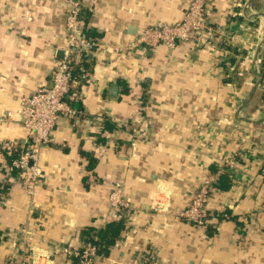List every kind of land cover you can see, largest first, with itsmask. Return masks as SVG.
<instances>
[{
  "label": "crops",
  "instance_id": "crops-1",
  "mask_svg": "<svg viewBox=\"0 0 264 264\" xmlns=\"http://www.w3.org/2000/svg\"><path fill=\"white\" fill-rule=\"evenodd\" d=\"M189 2L82 0V33L93 38L87 17L98 35L76 61L90 79L78 115L60 117L54 142L40 149L34 190L17 180L0 189V264L20 259L14 244L22 230L25 244L46 256L40 264H75L55 247H80L89 229L114 222L124 229L98 264H264V95L253 104L251 69L242 65L256 50L264 61L256 46L264 0L247 9L253 30L247 0H206L208 22L241 37L234 46L221 49L223 35L206 32L211 43L131 47L145 27L180 21ZM67 7V0H0V162L29 145L20 100L51 83L68 44ZM236 154L231 184L214 186L205 203L208 213L227 216L205 227L179 217L207 178L230 183L225 163ZM113 192L125 205L112 203Z\"/></svg>",
  "mask_w": 264,
  "mask_h": 264
},
{
  "label": "built area",
  "instance_id": "built-area-1",
  "mask_svg": "<svg viewBox=\"0 0 264 264\" xmlns=\"http://www.w3.org/2000/svg\"><path fill=\"white\" fill-rule=\"evenodd\" d=\"M67 1L68 44L64 56L54 66L51 83L39 87L20 100L19 114L23 126L28 131L29 145L20 149L13 150L12 148L15 152L12 157L0 162V173H3L4 176L0 189L3 188L4 183H12L17 180L24 188L33 191L42 176V169L38 164L40 149L54 142L53 129L60 117L72 118L78 115L75 103L82 99L81 87L86 81H89L90 72L87 68L78 65L76 61L78 58L85 57L90 50L98 45V42L91 38H85L82 33V0ZM205 3L206 0H190L184 17L180 21L172 24L158 23L145 27L138 33L136 40L131 43V47L142 44L156 46L159 43H164L172 48L177 41L188 40L210 43L209 39L204 38L206 32H216L224 36V31L221 28L216 29L208 22ZM247 7L248 5L245 3L246 12H248ZM10 147V144H7V148ZM234 158L236 157L234 156ZM225 165L230 168L227 171L235 170L233 159L227 161ZM214 183V177L207 178L196 191L190 204L180 212L179 217L203 227L207 226L208 222L213 219L209 218L205 203L213 190ZM5 195L3 192L0 197L4 198ZM111 200L114 205L122 203L117 197V192L111 194ZM21 232L25 233V236L28 234L23 230ZM25 236L14 244L15 247L13 246L16 252H22L20 259H16L14 256L16 260H10L8 264H40L41 259L46 257L44 253L35 251L34 247L28 245L29 242L25 244L28 241ZM55 249L67 253L75 264H98L103 257L101 244L96 235L86 236L80 247H55ZM144 256L143 254L138 255V260H143Z\"/></svg>",
  "mask_w": 264,
  "mask_h": 264
},
{
  "label": "rangeland",
  "instance_id": "rangeland-1",
  "mask_svg": "<svg viewBox=\"0 0 264 264\" xmlns=\"http://www.w3.org/2000/svg\"><path fill=\"white\" fill-rule=\"evenodd\" d=\"M252 0H247V5H248V7L246 8V9H248V11L249 10H251V7H252V2H251ZM243 13L245 14V15H247V17H248V19L249 20H247V21H249V26H250V30H253V28H254V22L256 23V19L253 17L254 16V12H252V13H249V12H246L245 10L243 11ZM258 19V18H257ZM224 34L226 35V33L224 32ZM222 36V38L221 37H218V38H216V39H218L217 40V42L219 41L221 44H222V47H224L225 45H224V43L223 42H226L227 44H230V45H236V40L235 39H237V40H239L241 37L240 36H237L236 37V34H227V36ZM206 39V38H205ZM264 39V38H263ZM209 41H210V43L212 42V38H209ZM241 42H243L244 44H245V41L244 40H241ZM220 43H215L216 45H218L221 49H223L222 47H221V44ZM255 44V43H254ZM215 45V46H216ZM247 45V46H246ZM256 46L257 47H259V49H261V59H264V40L263 41H261V42H259V44L257 43L256 44ZM256 46H254L253 48H251L252 47V45H251V47L250 46H248V44L246 43L245 44V47L247 48V47H250L252 50H253V54H254V49H256L255 47ZM219 47H217L218 49H220ZM250 48H248V49H250ZM252 50H250V53H251V51ZM258 50H256V52H255V55L251 58V60L249 59L248 60V63H244L243 62V67H248L249 69H251V71H250V75L252 76V80H253V84L255 85H253V87H254V94L256 95V97H257V99H256V101H254V105H256V104H258V103H260V96H263L264 95V76H263V70H262V63L263 62H258V60H257V54H258ZM252 54V53H251ZM246 58V57H245ZM242 63V62H241ZM251 65H250V64ZM235 69L234 68H232V71H234ZM262 103V102H261ZM246 111V110H245ZM246 114H248L247 112H246ZM254 124H256V123H252V124H250L248 127H250V128H254V127H256V126H258V125H254ZM247 125V124H246ZM250 141H252V138H250L249 139ZM249 148H247V150H245V155H248L249 154V150H248ZM252 149V148H251ZM234 156H236V155H234ZM233 159V161H234V168L235 167H237L236 165H237V160L238 159H236V158H231V159H228V160H232ZM229 164V163H228Z\"/></svg>",
  "mask_w": 264,
  "mask_h": 264
},
{
  "label": "trees",
  "instance_id": "trees-1",
  "mask_svg": "<svg viewBox=\"0 0 264 264\" xmlns=\"http://www.w3.org/2000/svg\"><path fill=\"white\" fill-rule=\"evenodd\" d=\"M82 13H83V9H82ZM81 13V16H82ZM84 14L86 15V11L84 12ZM84 24H83V28L84 31L87 35V37H93L92 39L98 37V35H95L92 28H88L87 27V17L86 19L84 18ZM86 25V26H85ZM86 27V28H85ZM97 40V39H96ZM225 45V43H224ZM88 56V55H87ZM86 58V55H85ZM89 57H87L88 59ZM262 70H263V76H264V61L262 63ZM87 156V154H86ZM240 158L239 156H236V159ZM91 159V157H90ZM226 172L223 173V178L229 180V184L226 186V184L223 182V179H221L218 183L216 181V185L214 184V186H216L219 189H223L222 187H229V185L231 184V181L229 179V171L225 170ZM229 176V177H228ZM214 189V188H213ZM227 213L225 212H209V218L210 219H219L221 220L222 218L226 217ZM124 225L122 224V222H114L109 224L106 228H100L98 230H94L93 228L89 229L90 231L88 232V235H96L98 238V242H100L101 244V254L103 255L104 250H107L109 245L113 244L116 239L120 236V232L122 229H124L123 227Z\"/></svg>",
  "mask_w": 264,
  "mask_h": 264
},
{
  "label": "water",
  "instance_id": "water-1",
  "mask_svg": "<svg viewBox=\"0 0 264 264\" xmlns=\"http://www.w3.org/2000/svg\"><path fill=\"white\" fill-rule=\"evenodd\" d=\"M134 29H135V27H130V28H129V31H130L131 33H134ZM111 89H112L111 93H112L113 95H115V94L117 93V91H118V85H117V84L112 85ZM76 106H77V103H76Z\"/></svg>",
  "mask_w": 264,
  "mask_h": 264
}]
</instances>
